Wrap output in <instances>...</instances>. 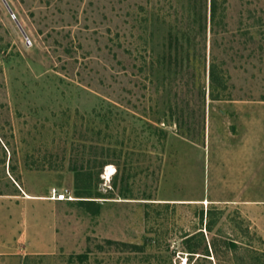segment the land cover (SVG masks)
<instances>
[{"label":"rangeland","instance_id":"obj_1","mask_svg":"<svg viewBox=\"0 0 264 264\" xmlns=\"http://www.w3.org/2000/svg\"><path fill=\"white\" fill-rule=\"evenodd\" d=\"M5 1L0 264H264V0Z\"/></svg>","mask_w":264,"mask_h":264},{"label":"trees","instance_id":"obj_2","mask_svg":"<svg viewBox=\"0 0 264 264\" xmlns=\"http://www.w3.org/2000/svg\"><path fill=\"white\" fill-rule=\"evenodd\" d=\"M224 3H225V0H192L193 8H195L194 12H195V14L199 15L198 19H195L196 21L198 20L199 25H200V22H201V19H200L201 12H200V10L202 9V6L205 7V17H206V8H208V12H209V19H208L209 20V30H210V35H211V38H212V45L213 46H214L215 37L220 32L219 31L220 30L219 26L220 25H222V26L225 25V22L223 21L224 20V15H225V5H224ZM206 21L207 20L205 19L204 28L206 27V24H207ZM169 46H170V49L173 48L171 33L169 35ZM208 74H209V87L211 89L209 95H210L211 99H214V98H217L214 95V90L217 87H219V86L220 87L224 86V79H223V76L221 75L220 68L218 67V64L215 63L213 52L211 54V62L209 64ZM82 201H90V200H82ZM202 217H203V214L201 212V218ZM205 226L206 227L207 226L210 227V225H208L207 222L205 223ZM186 238H189V237H186ZM223 242H224L223 243L224 246L227 249H231V248L235 247V243L233 241H223ZM191 252H194V251H191Z\"/></svg>","mask_w":264,"mask_h":264},{"label":"built area","instance_id":"obj_3","mask_svg":"<svg viewBox=\"0 0 264 264\" xmlns=\"http://www.w3.org/2000/svg\"><path fill=\"white\" fill-rule=\"evenodd\" d=\"M49 198L54 200H73L74 197L67 191V189L58 190L56 188H51ZM178 260L176 264H188L187 255L177 256Z\"/></svg>","mask_w":264,"mask_h":264},{"label":"bare ground","instance_id":"obj_4","mask_svg":"<svg viewBox=\"0 0 264 264\" xmlns=\"http://www.w3.org/2000/svg\"><path fill=\"white\" fill-rule=\"evenodd\" d=\"M112 173H113L112 166H111V165H108V166H107L106 174H107V175H111ZM109 177H110V176H109Z\"/></svg>","mask_w":264,"mask_h":264},{"label":"crops","instance_id":"obj_5","mask_svg":"<svg viewBox=\"0 0 264 264\" xmlns=\"http://www.w3.org/2000/svg\"><path fill=\"white\" fill-rule=\"evenodd\" d=\"M26 196H27V197H32V196H31V195H29V194H26ZM41 198H45V197H41Z\"/></svg>","mask_w":264,"mask_h":264},{"label":"water","instance_id":"obj_6","mask_svg":"<svg viewBox=\"0 0 264 264\" xmlns=\"http://www.w3.org/2000/svg\"><path fill=\"white\" fill-rule=\"evenodd\" d=\"M3 2L5 3L6 7H8V4H7V2H6L5 0H3Z\"/></svg>","mask_w":264,"mask_h":264}]
</instances>
